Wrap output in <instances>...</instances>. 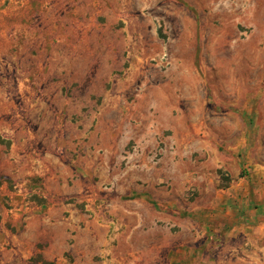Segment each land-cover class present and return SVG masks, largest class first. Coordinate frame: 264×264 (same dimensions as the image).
I'll list each match as a JSON object with an SVG mask.
<instances>
[{"label":"rangeland","instance_id":"rangeland-1","mask_svg":"<svg viewBox=\"0 0 264 264\" xmlns=\"http://www.w3.org/2000/svg\"><path fill=\"white\" fill-rule=\"evenodd\" d=\"M0 264H264V0H0Z\"/></svg>","mask_w":264,"mask_h":264}]
</instances>
